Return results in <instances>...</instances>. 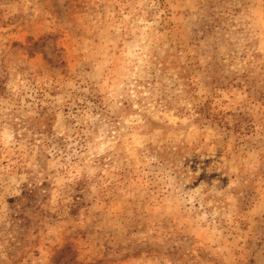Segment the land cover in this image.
<instances>
[{"label":"rangeland","instance_id":"1","mask_svg":"<svg viewBox=\"0 0 264 264\" xmlns=\"http://www.w3.org/2000/svg\"><path fill=\"white\" fill-rule=\"evenodd\" d=\"M0 264H264V0H0Z\"/></svg>","mask_w":264,"mask_h":264},{"label":"trees","instance_id":"2","mask_svg":"<svg viewBox=\"0 0 264 264\" xmlns=\"http://www.w3.org/2000/svg\"><path fill=\"white\" fill-rule=\"evenodd\" d=\"M159 125V124H158ZM160 127L161 126H165L166 127V130H169V129H171L168 125L166 126V125H159ZM18 201V199H16L15 201H13V202H17ZM77 211H78V209L75 211V212H73L72 214L74 215V214H76L77 213Z\"/></svg>","mask_w":264,"mask_h":264}]
</instances>
